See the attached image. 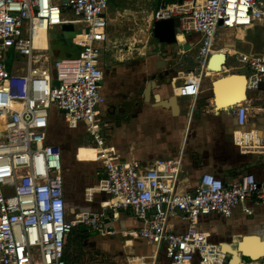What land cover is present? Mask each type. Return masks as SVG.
Returning a JSON list of instances; mask_svg holds the SVG:
<instances>
[{
  "label": "built area",
  "instance_id": "built-area-1",
  "mask_svg": "<svg viewBox=\"0 0 264 264\" xmlns=\"http://www.w3.org/2000/svg\"><path fill=\"white\" fill-rule=\"evenodd\" d=\"M108 6L109 0H0V264H70L66 244L72 229L87 226L114 235L122 210H131L141 223L123 232L126 244L139 237L155 245L153 255L130 256V264H144L146 258L156 264L162 245L167 258L162 264H193L196 258L199 264H232L223 247L210 239L211 233L200 228V218L229 217L237 207L253 215L255 207L264 206V182L246 172L226 183L207 171L192 190L179 191L180 157L123 161L107 145L99 116L107 102L102 82L109 45ZM172 17L179 18L180 36L201 34L194 56L197 65L177 92L196 97L203 70L212 71L206 66L209 57L223 51L213 49L219 29L264 23V0L164 1L151 13L155 20ZM63 24L74 26L73 33L68 32L71 51L53 58L51 36ZM46 39L48 46H41ZM11 47L25 57L24 66L13 71L4 57ZM234 55L248 68L247 88L264 84V46L257 53ZM52 106L70 128L83 127L99 150L93 162L102 163L105 175L86 186L83 195L87 203L98 193L107 196L97 210L68 205L63 152L49 141ZM233 112L243 125L248 107L239 105ZM235 143L244 154L264 153V141L254 129L237 130ZM177 216L186 222L182 232L173 229L171 220ZM245 264H264V254Z\"/></svg>",
  "mask_w": 264,
  "mask_h": 264
},
{
  "label": "crops",
  "instance_id": "crops-1",
  "mask_svg": "<svg viewBox=\"0 0 264 264\" xmlns=\"http://www.w3.org/2000/svg\"><path fill=\"white\" fill-rule=\"evenodd\" d=\"M119 1L117 0L112 12L107 9L108 28L113 21L110 14L114 17L121 14V8L117 7ZM135 16L139 20L142 18L140 14ZM146 19L151 28L155 19L151 18V14H147ZM55 30L54 35L58 40H54L56 42L52 54L55 57L67 55L64 31L61 27L60 30ZM178 32L179 29L176 45H172L170 49L166 44L162 46V53L167 52L165 59L168 60L165 67L168 74L162 79L157 75L162 71L156 64L164 57L152 53L157 42L152 29L147 34L151 36H147V40L152 38L151 46L147 44V47H143L146 51L129 60H122L123 68L120 70L118 83L121 82V89L129 94L120 100L118 106L110 104L108 100L103 106V113L107 116L106 122L102 120L107 145L114 147L115 154L123 161L151 162L156 158L170 160L180 157L182 166L179 191L192 190L200 176L207 171L221 177L226 183L235 181L246 172L255 173L257 180L264 182V153L244 154L235 143L237 130L254 129L264 141V84L259 88H247L242 81L246 76L238 74L242 65L234 55V52L257 53L261 50L264 45V23H257L246 29H219L213 49L223 50L227 56H234L237 62L229 63L227 57L221 73L213 72L209 75V72L203 70L200 92L196 97L179 96L177 92L188 72L195 66L187 59L184 61L182 54L187 57L196 56L201 44V34L193 32L182 37ZM193 62L196 61L193 59ZM217 88L220 90V99ZM147 90L150 92L148 96ZM105 94L108 96L107 90ZM157 94L160 95L159 98L156 97ZM232 98H237L238 101L227 107H219V101L223 103ZM239 105L248 107V117L243 125L239 124L237 115L233 112ZM90 144L89 147L92 148ZM247 204L251 205L252 202L247 201ZM74 207L78 209V203ZM89 208L92 209L90 206ZM255 209L253 215H246L241 207H237L229 217L217 214L200 218V228L210 232V239L223 247L231 259L234 258L232 264H242L241 259L245 257V250L240 247L244 252L240 258L241 253L232 247L234 244L243 239L264 240V206ZM171 222L176 232L186 229V222L180 216L173 218ZM140 225L131 210H122L114 227L124 232L138 229ZM135 239L134 252L137 256L153 255L154 244L143 238ZM166 259L165 247L161 246L156 264H162ZM193 264H199L197 258Z\"/></svg>",
  "mask_w": 264,
  "mask_h": 264
},
{
  "label": "rangeland",
  "instance_id": "rangeland-1",
  "mask_svg": "<svg viewBox=\"0 0 264 264\" xmlns=\"http://www.w3.org/2000/svg\"><path fill=\"white\" fill-rule=\"evenodd\" d=\"M55 1L61 3L63 0ZM156 1L120 0L117 7L121 8V14H117L115 17L110 14L113 21L107 29L109 45L103 57L104 61L106 60L105 69L108 71L105 73V81L102 83L103 85L106 84L108 95L106 98L112 105L118 106L120 100L125 99L129 94L121 89V82L118 83V76L123 68L122 60L126 61L138 56L145 50L143 47H147V44L151 46L152 38L147 40V34L150 33L151 28L145 18H147V14H151L154 10ZM116 3L117 0L110 1L108 8L110 12L116 7ZM135 14H140L142 18L140 20L136 19ZM68 17H73L72 13H68ZM57 28L59 29L60 27ZM221 30L223 31L224 29ZM53 35L51 36V43L54 38ZM148 37L151 36L149 35ZM224 39H226L225 36ZM213 55L209 57V62ZM4 57L9 70H16V68L25 64V57L13 47L5 51ZM52 57L56 58L53 54ZM228 62L237 61L234 56L229 55ZM212 73L209 72V75ZM50 112L52 122L49 129V141L60 146L63 152L68 205L71 208L78 203L81 209H88L90 206L93 210H97L99 201L104 199L106 195L98 193L92 203L85 202L83 197L86 186L95 185L100 177L104 175L102 163L93 162V158L97 154L96 148L89 147V139L93 141V137L88 135L83 127L70 128L56 106H52ZM99 117L106 122V113ZM102 134L104 135L103 127ZM1 188L4 190V186H1ZM121 215L125 216L123 213ZM73 217L74 213L69 211V218ZM125 240L126 236L121 230H118L114 235H102L94 232L81 245H68V256L73 260L70 262L71 264H130L129 257L137 256L135 254L136 250H134L136 242L133 243L134 245H127ZM140 262L137 261L136 264H143ZM144 264H150V259L146 258Z\"/></svg>",
  "mask_w": 264,
  "mask_h": 264
},
{
  "label": "water",
  "instance_id": "water-1",
  "mask_svg": "<svg viewBox=\"0 0 264 264\" xmlns=\"http://www.w3.org/2000/svg\"><path fill=\"white\" fill-rule=\"evenodd\" d=\"M182 1V0H179ZM180 26V22H179V18L178 17H172L169 19H160V20H155L152 23L151 29L152 32L154 33L155 38L157 39V42L155 43V49L153 51L154 54L159 55V56H163L164 58L162 60H159L157 65V68L159 70H161L162 72H160L158 75L159 78H163L165 75L168 74V70H165V67L167 65V61L165 58L167 57V52L162 53L163 51V45L166 44L168 45V49L171 48L172 45H176L178 43V36H177V29ZM61 29L64 31L63 32V36H65L66 34L68 35V32L70 31V33H73L74 30V26L72 24H63L61 26ZM264 46V45H263ZM262 46V47H263ZM261 47V48H262ZM52 48H54V45L52 44ZM227 54L224 51H218L216 52L212 58L211 61L208 64V68L211 69L213 72H217V73H221L223 70V66L227 60ZM182 58L184 61H186V59L188 60V62L193 63L194 65H197V62H193L194 56L190 55V56H186L185 54H182ZM108 70L105 69V73ZM248 68L246 66H242L238 69V74L245 76V74H247ZM221 80V79H219ZM148 93L150 94L149 90H147L146 95H148ZM159 94L156 95V97L159 98ZM176 96V95H175ZM174 96V97H175ZM241 97V96H240ZM245 242V240H241L239 242H237L236 244H234L232 247H234L235 250H238L239 253H241V257H243L244 252H242L241 250V245ZM251 244L252 243H263L264 244V240H252L250 241ZM262 247H264L262 245ZM262 247H260L261 249H263ZM264 254V253H263ZM262 256V255H261ZM234 259V258H232ZM242 260V264L245 263H249L250 261H246L244 258L241 259Z\"/></svg>",
  "mask_w": 264,
  "mask_h": 264
},
{
  "label": "bare ground",
  "instance_id": "bare-ground-1",
  "mask_svg": "<svg viewBox=\"0 0 264 264\" xmlns=\"http://www.w3.org/2000/svg\"><path fill=\"white\" fill-rule=\"evenodd\" d=\"M248 28V27H247ZM41 46H43V47H47L48 46V40L46 39V40H44V41H42L41 42ZM214 71V70H213ZM212 72V71H211ZM245 80H246V78L245 77H243L242 78V81L244 82V84H246L245 83ZM217 92H218V95H219V93H220V90L217 88ZM148 95H149V93H148ZM147 95V96H148ZM220 97H221V94L218 96V99H220ZM236 101H238V99L237 98H232L231 100H229V101H227V102H220L219 101V107H227L229 104H233V103H235ZM174 103V102H173ZM175 104V103H174ZM1 128H3V123L0 121V129ZM95 148V147H94ZM96 151H97V154H96V157H95V159H97L98 158V152H99V150L96 148ZM250 241H252V240H250V239H246V241L241 245V247H242V249H244L245 250V257H244V259L246 260V261H252V260H254V259H256V258H258V257H260L261 255H263V253H264V247H262V245L264 246V244L263 243H252L251 244V242ZM260 247H262L263 249H261ZM138 259H140V258H138Z\"/></svg>",
  "mask_w": 264,
  "mask_h": 264
},
{
  "label": "trees",
  "instance_id": "trees-1",
  "mask_svg": "<svg viewBox=\"0 0 264 264\" xmlns=\"http://www.w3.org/2000/svg\"><path fill=\"white\" fill-rule=\"evenodd\" d=\"M164 1H170V2H175L177 0H157L156 1V5L155 7L158 6V4H160L161 2H164ZM154 7V8H155ZM60 30V28H59ZM69 36V39H70V35ZM53 37H55V35H53ZM57 37V36H56ZM55 39L53 38L52 40V44L54 45V43L58 40V37H57V40L54 41ZM64 45H66L67 49H68V54L70 53V49L68 48L69 47V43L68 41L64 38ZM55 47V46H54ZM70 50V51H69ZM94 233V231L92 229H90L89 227L87 226H75L73 229H72V232L70 233L68 239H67V244H66V258L68 260L69 263H71L73 260L72 258H69L68 256V252H67V247L68 245H81L82 243H84L92 234ZM71 261V262H70Z\"/></svg>",
  "mask_w": 264,
  "mask_h": 264
},
{
  "label": "flooded vegetation",
  "instance_id": "flooded-vegetation-1",
  "mask_svg": "<svg viewBox=\"0 0 264 264\" xmlns=\"http://www.w3.org/2000/svg\"><path fill=\"white\" fill-rule=\"evenodd\" d=\"M69 35V34H68ZM67 41L69 40V36H67V34L64 37ZM55 40H57V37H54ZM153 43V42H152ZM151 43V44H152ZM153 53V52H152ZM148 56V55H147ZM105 67H106V60H105ZM107 90L106 84L104 85V92Z\"/></svg>",
  "mask_w": 264,
  "mask_h": 264
}]
</instances>
